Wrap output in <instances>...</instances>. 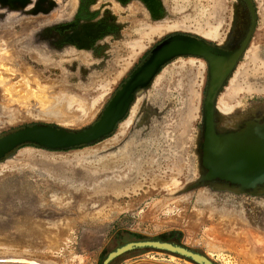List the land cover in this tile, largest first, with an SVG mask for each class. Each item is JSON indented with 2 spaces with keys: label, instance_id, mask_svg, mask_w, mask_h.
Here are the masks:
<instances>
[{
  "label": "rangeland",
  "instance_id": "1",
  "mask_svg": "<svg viewBox=\"0 0 264 264\" xmlns=\"http://www.w3.org/2000/svg\"><path fill=\"white\" fill-rule=\"evenodd\" d=\"M252 1L255 30L217 98L219 132L264 121V0ZM36 2H0V136L35 123L70 130L89 126L141 62L138 57L167 34L179 29L211 42L228 36L227 47L234 48L251 20L244 0H180L178 11L179 0H167L163 22H150L139 0H50L35 8ZM85 23L133 28L128 31L133 42L82 46L78 40L64 41L69 24L76 32ZM109 35V41L118 40L115 30ZM97 48H103L98 53L108 60L106 70L101 66L105 59L94 55ZM126 49H132L133 61L122 57ZM184 62L185 69L194 62L196 74L183 68L173 74ZM116 65L121 68L114 70ZM207 69L200 58L170 62L149 89L136 94L133 112L102 141L64 150L27 144L2 159L0 264H101L119 244L139 239L174 241L223 264L207 253L216 251L213 244L201 245L202 240L214 241L219 226L231 233L234 223L243 224L247 217L262 225L264 184L242 189L203 180L206 169L198 141ZM167 70L169 77L163 75ZM14 156H33L36 162ZM146 254L196 264L157 249L132 250L125 256Z\"/></svg>",
  "mask_w": 264,
  "mask_h": 264
},
{
  "label": "water",
  "instance_id": "2",
  "mask_svg": "<svg viewBox=\"0 0 264 264\" xmlns=\"http://www.w3.org/2000/svg\"><path fill=\"white\" fill-rule=\"evenodd\" d=\"M244 1L251 11L252 20L246 37L237 48L224 50L193 35L175 33L162 40L152 50L151 55L133 70L93 124L79 130L43 123L14 129L0 136V161L20 146L27 144L50 150H64L97 143L114 132L116 126L129 112L137 92L147 88L165 64L177 57L198 56L203 57L209 67L200 146L202 164L206 169L203 180L225 181L239 185L242 189L255 188L264 184V121H248L241 125L239 130L225 132H219L215 123L219 92L247 49L255 28L254 3L252 0ZM0 2L11 6L19 3L18 1ZM37 12L33 11V14ZM138 249L170 252L196 264H218L199 251L174 241L160 239L123 242L111 250L101 264H112L119 256Z\"/></svg>",
  "mask_w": 264,
  "mask_h": 264
},
{
  "label": "crops",
  "instance_id": "3",
  "mask_svg": "<svg viewBox=\"0 0 264 264\" xmlns=\"http://www.w3.org/2000/svg\"><path fill=\"white\" fill-rule=\"evenodd\" d=\"M181 6H182V2H180L179 0V4L177 5L178 9L176 11H178L181 8ZM214 31H216V28L214 29ZM205 32L206 31H204V33ZM212 35H213L212 32L208 33V36H212ZM184 63L186 64V62ZM184 63L176 67L178 68V70L175 71L173 74L178 73L177 75H179V73H181V68L184 67V66L181 67V65H183ZM191 63L195 67V64L193 62ZM191 67H188L186 69L190 72V74H193V75L196 74L197 69L194 70L193 69L194 67L192 69ZM187 70L184 73H186ZM168 72L171 73L170 70H167L166 72H164L163 75L169 77ZM130 111L133 112V105L131 106ZM124 120L126 119L124 118L123 121ZM133 123H135L134 120H133ZM182 124L186 125V122L184 121ZM15 158H18L19 160L31 159L33 160L32 162L33 164L36 162V157H33V156L11 157V159H15ZM24 163H25L24 165H27V162H24ZM133 171L135 172V174H137V169H133ZM130 175L133 176V172H131ZM131 179L133 178L131 177ZM152 181L153 179H151V182ZM130 188L132 189V184ZM139 188L141 187L138 185L133 186V189L137 190ZM242 222L243 221L235 222L234 223L235 226L232 228L233 231L231 233L228 232L229 228L226 229L225 226H219L218 231L215 233V236H214L215 240L212 242H209L206 240V238H204V240H202L201 245H205L206 243L213 244L212 247H214L213 249H216V251L212 252L211 250H209L207 251V253L212 254L218 262L223 263V264H264V227H263L264 220H262V225L258 221L257 223V222L250 220L249 217H247V220L245 223L242 224ZM68 237H71V236H68ZM221 250L223 251L221 252ZM179 260H180L179 262H175L173 260H166L164 258L162 259L152 258V256H148L147 254L141 258L131 257V256L129 257L123 254L119 256L118 258H116L112 262V264H192L190 262H187L181 259Z\"/></svg>",
  "mask_w": 264,
  "mask_h": 264
},
{
  "label": "flooded vegetation",
  "instance_id": "4",
  "mask_svg": "<svg viewBox=\"0 0 264 264\" xmlns=\"http://www.w3.org/2000/svg\"><path fill=\"white\" fill-rule=\"evenodd\" d=\"M117 1H120V2H124V0H117ZM131 1V0H130ZM140 2H141V4L143 5V10L144 11H142L143 13H145V14H147L149 17H148V20L150 21V22H152V21H154V20H157L158 22H163L164 21V19H165V16H166V13H167V11H168V6H167V4H166V1L167 0H139ZM129 3V2H128ZM128 3H126V7H127V4ZM248 10H250L249 9V7H248ZM165 11V12H164ZM256 11V10H255ZM250 14H251V11H250ZM137 19L138 20H141L139 17H137ZM251 20H252V17H251ZM251 20H250V24H251ZM256 20H257V18H256ZM145 21V23H147V21L146 20H144ZM144 23H142V25H143ZM250 24H249V26H248V28H247V32H246V35H247V33H248V30H249V28H250ZM69 28L70 29H66V30H69V34H66L65 36H63L62 38H64V41L66 42V41H72L73 43L75 42V40H78V45H82V46H86V44H88V45H90L91 43L94 45V46H96L97 44H102V45H105V46H108V44H110V46L113 44V43H116V42H123V41H131V42H133V34L131 35L130 33H128V31L130 30V27H127L126 29L125 28H120V29H116V28H110L109 27V24H105V23H100V24H93V25H89V24H87V23H85L84 24V26H83V28H82V30L81 31H77L76 30V32H75V29H73V28H71V26H73V25H71V24H69ZM255 27H256V23H255ZM142 28L143 29H148L149 28V26L147 25V26H142ZM115 30V32H116V37H117V39L118 40H114V42H111V41H109V39H108V37H110V35L109 34H111V31H114ZM254 30H255V28H254ZM179 31V29L177 30H175V31H173V32H171V33H169V34H167L166 36H164L161 40H159L155 45H154V47L152 48V49H150V51L148 52V51H144L143 53L144 54H142L141 56H139L138 57V61H141L137 66H135V68L134 69H136L139 65H141L150 55H151V52H152V50L162 41V40H164L165 38H167V37H169V36H171V35H173V34H175V33H187V32H178ZM254 32V31H253ZM187 34H189V33H187ZM190 35H193V34H190ZM246 35H245V37H246ZM253 35V34H252ZM193 36H195V37H198V38H201V39H204V40H206L207 41V43H209L210 45H212V46H214V47H219V48H222V49H226V50H232V49H235V48H237L238 46H236V47H234V48H229V47H227V45H228V41L230 40H228V36H227V39H226V41H220V42H211V41H209L207 38H205L204 36H202V37H200V36H196V35H193ZM137 37H139V36H137ZM145 37V36H144ZM143 37V38H144ZM204 37V38H203ZM244 37V38H245ZM146 38V37H145ZM229 38H231V37H229ZM244 38L241 40V42L244 40ZM252 38V37H251ZM57 40V39H56ZM55 40V41H56ZM63 40V39H62ZM79 40L81 41V43H79ZM137 41H139V39H137ZM142 41H145V40H142ZM149 41H151V40H149ZM77 42V41H76ZM240 42V43H241ZM106 43V44H105ZM250 43V42H249ZM75 44V43H74ZM127 45H129V44H127ZM127 45H125V47H127ZM109 46V47H110ZM130 46V45H129ZM128 46V47H129ZM108 47V49H109V51L111 52V49ZM101 49H103V48H100V49H98L97 48V50L95 51V57H99V58H106V57H104L103 55H100L99 53H98V51L99 50H101ZM113 50H115V49H112V51ZM104 51H105V49H104ZM125 51V53L124 54H122V57H125V60H129V61H133V56H132V54H133V51H132V49H126V50H124ZM246 51V50H245ZM122 52H123V50H122ZM148 52V53H147ZM147 53V54H146ZM245 53V52H244ZM244 53H243V55H244ZM242 55V56H243ZM242 56L240 57V59L242 58ZM178 58H181V57H177V58H175L174 60H176V59H178ZM182 58H186V59H188V58H200V59H203L204 61H205V63L207 64V72H208V81H209V67H208V62L203 58V57H198V56H183ZM103 59V60H104ZM131 59V60H130ZM240 59L238 60V62L240 61ZM174 60H172L173 62H174ZM172 61H170L171 63H172ZM104 64L103 65H101L102 66V69H104V70H106L107 68H109V65H107V63H108V60L107 59H105L104 61ZM170 62H168L167 64H165L162 68H161V70L159 71V73L155 76V78L154 79H156V77L161 73V71L167 66V65H169L170 64ZM238 62H237V64H238ZM237 64H236V66H237ZM236 66H235V68H236ZM111 68L112 67H114L113 65L112 66H110ZM121 67H118L117 65H116V67H115V69L114 70H119ZM235 68L233 69V71L235 70ZM134 69H132V70H130L129 71V74H127L128 76L125 78V80L121 83V85L129 78V76L131 75V73L133 72V70ZM233 71L231 72V74L233 73ZM113 72V71H112ZM113 73H115V71L113 72ZM113 73H111V74H113ZM231 74L229 75V77L227 78V80H226V82L224 83V85H223V87L221 88V90L224 88V86H225V84L227 83V81H228V79L230 78V76H231ZM154 79H153V81H154ZM152 81V82H153ZM208 81H207V86H206V91L205 92H207V88H208ZM152 82H151V84H152ZM151 84L147 87V88H145V90L146 89H149L150 87H151ZM121 85L118 87V88H116L115 90H114V93L121 87ZM180 86V85H179ZM143 90V89H142ZM221 90H220V92H221ZM140 91V90H139ZM138 91V92H139ZM137 92V93H138ZM220 92H219V94H220ZM206 95V94H205ZM218 98V97H217ZM205 100V99H204ZM134 101H135V98H134ZM134 101H133V103H132V105L134 104ZM216 104H217V101H216ZM131 105V106H132ZM202 110H204V101H203V105H202ZM129 111H130V109H129ZM128 114V113H127ZM127 117H125V119H126ZM215 123H216V128H217V130L219 131V127H218V122H217V120H216V115H215ZM142 126L144 125V124H141ZM141 125H137V124H134V127L133 128H135V127H140ZM201 126H202V128H201V131H200V135H199V141H198V143H199V149L201 150V148H200V146H201V142H202V132H203V119H202V124H201ZM116 129V128H115ZM136 131H138L139 129H135ZM135 130L133 129V132H135ZM111 135V134H110ZM110 135H108V136H106L104 139H106L107 137H109ZM104 139H101V141L102 140H104ZM216 140V139H215ZM15 151V150H14ZM13 151V152H14ZM13 152H11L10 154H8L7 155V157L6 158H8ZM6 158H4V159H6ZM3 159V160H4Z\"/></svg>",
  "mask_w": 264,
  "mask_h": 264
},
{
  "label": "bare ground",
  "instance_id": "5",
  "mask_svg": "<svg viewBox=\"0 0 264 264\" xmlns=\"http://www.w3.org/2000/svg\"><path fill=\"white\" fill-rule=\"evenodd\" d=\"M8 1H14V0H8ZM22 4H24L25 2H26V0H19ZM45 1L46 2H49L50 0H37V2H36V7L35 8H37L38 6H40V7H42V3H45ZM185 18H187V17H185ZM185 18H184V20H185ZM189 21V20H188ZM182 22V21H181ZM191 22V21H190ZM186 23V22H185ZM187 24V23H186ZM191 24H193V22L191 23ZM187 25H189V24H187ZM190 26V25H189ZM188 27V26H187ZM194 27V26H193ZM192 27V28H193ZM131 30V29H130ZM130 30H129V32H130ZM133 28H132V32H133ZM149 31V30H148ZM131 34V33H130ZM155 34V33H154ZM150 35V34H149ZM28 42V41H27ZM20 48V47H19ZM25 59V58H24ZM256 61V60H255ZM25 62V61H24ZM194 63V62H193ZM183 65H185V63L183 64ZM181 67H182V65H181ZM188 68V67H187ZM193 67H191V69H192ZM178 69V68H177ZM194 70H196V68L194 67L193 68ZM187 69H185V71H186ZM175 71H177V70H175ZM174 71V72H175ZM193 71V70H192ZM173 72V73H174ZM187 72H188V70H187ZM186 72V73H187ZM29 73H30V71H29ZM169 73V72H168ZM178 74V73H177ZM180 74V73H179ZM248 86V85H247ZM37 87V86H36ZM41 87V86H40ZM66 95V94H65ZM65 97V96H64ZM65 99V98H64ZM44 100H45V98H44ZM229 101V100H228ZM67 102V101H66ZM230 102V101H229ZM63 104V103H62ZM66 106V105H65ZM54 111V110H53ZM45 115H46V113H45ZM123 157V156H122ZM126 157V156H125ZM118 158V157H117ZM111 159V158H110ZM121 159V158H120ZM123 159H125V158H123ZM121 161V160H120ZM118 164V163H117ZM115 165V164H114Z\"/></svg>",
  "mask_w": 264,
  "mask_h": 264
}]
</instances>
